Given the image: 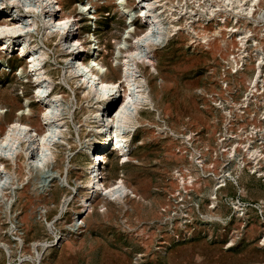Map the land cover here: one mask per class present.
Segmentation results:
<instances>
[{"label": "rangeland", "instance_id": "rangeland-1", "mask_svg": "<svg viewBox=\"0 0 264 264\" xmlns=\"http://www.w3.org/2000/svg\"><path fill=\"white\" fill-rule=\"evenodd\" d=\"M80 1L66 0V9L67 11L73 9L75 13L82 14V34L92 42L95 52L100 53L97 60L100 61V58L104 57L103 61H100L106 64L103 67V74L109 75L110 67H118L115 59L116 43L124 38L130 24L134 25L135 21L130 22V18L127 19L122 12L114 11L113 7H106L104 5L106 0H101L103 5L97 19L93 14L96 11L93 5H90L88 10L75 7ZM83 1V3L88 2ZM24 2L34 3L35 0H24ZM196 3L198 2L196 1L195 5ZM237 3V0H226L225 8L228 13L234 9L240 22L244 17L240 18L239 13L243 10ZM22 8L26 9L24 5L19 6V9ZM13 10L16 14H20L16 8ZM38 19L41 21L42 17L38 16ZM95 21H98L97 27ZM229 24V27H232L236 23L231 18ZM240 31L243 30L240 28ZM41 35L38 39L40 45H43L44 37ZM114 36L119 38L115 39ZM190 37L187 32L175 35L164 48L159 50L160 74L152 80L156 85L155 88L161 80L163 84L161 89H157L156 94L158 111L146 109L141 111L143 124L131 136L130 146L127 147L133 154V160L124 164L116 151L109 154L106 170L108 182L124 175L127 184L134 187L143 198H128L123 201L97 196L92 211L84 219V223L79 225L80 227L77 226L76 230H70L71 224L73 225L77 219L75 212L80 208L81 196L87 191L86 187H82L86 185L87 180L85 169L87 161L83 153L95 131L94 123L83 121L86 117H94L91 111L92 103L84 101L80 107H77L75 91L64 83L63 89L68 90L71 97L73 96V106L75 105L66 119L71 126V134L61 126L66 135L58 134L61 141L56 143L59 144L58 149L53 151L55 156L50 154L48 161L43 160L41 152L33 150L29 174L26 176L23 174L24 180L22 179L21 184L16 188H10L13 180L12 172L0 173V264H34L31 260L35 255L32 248L34 242L49 245L38 249L42 257L41 264H256L264 259V251L258 247L261 225L257 220L251 222L243 239L229 249L225 247L229 238V228L223 229L221 225L200 227L194 237L172 243L165 250L158 249L157 239L152 233L154 229L143 228L142 223L158 217L159 207L165 201V192L172 186L166 179L167 174L179 160L174 152L177 145L174 140L179 135L172 136L171 131L161 127L164 128L166 124L178 132L185 126L192 127L200 131L204 142L212 143L218 126L214 121L215 113L201 107L195 94L197 87L211 89L217 85L218 67L214 59L218 54L214 56L208 50L201 51L199 47L194 46ZM48 46L51 48L45 60L47 66L52 65L53 69L66 67L63 55L54 54L56 40L48 43ZM5 54L7 58H12L15 53ZM211 65L216 67V72L213 74L208 72ZM21 67L19 61L11 67L6 59L0 61V71H6V74L0 76L2 115L16 116L20 111L18 108L25 102L26 97L30 102L34 101L31 97L34 84L28 76L23 77L24 70L22 71ZM54 77L60 82L58 74ZM83 95L84 93H80L81 97H84ZM113 125V123L109 124L107 132L113 129ZM127 131L126 127L120 128V134H125ZM7 149L9 148L4 147L0 151L3 160H6ZM62 156L65 157V160L61 161L65 176L69 175V183L65 181V186L59 180L61 185L55 182L56 172L53 169L56 159L59 160ZM12 168L7 165L10 171ZM72 169L73 174H71ZM78 176L81 178L77 179ZM242 182L248 188L249 197H264V183L260 180L253 176L250 178L245 176ZM25 184L29 186L26 191L23 188ZM5 191L10 192L7 193L8 198L4 196ZM47 194L51 200L48 207H45ZM17 233L25 236L20 239ZM66 233L69 234L65 240L58 243L56 237ZM146 235L151 238H147ZM137 254L142 255L139 260L135 259Z\"/></svg>", "mask_w": 264, "mask_h": 264}, {"label": "bare ground", "instance_id": "bare-ground-1", "mask_svg": "<svg viewBox=\"0 0 264 264\" xmlns=\"http://www.w3.org/2000/svg\"><path fill=\"white\" fill-rule=\"evenodd\" d=\"M87 1L83 3L84 1L81 0L75 4V7L88 10L89 6L93 5L96 8L93 14L98 19L103 5L101 0ZM196 1L199 3H196L197 6ZM23 2L24 0H0V43L3 44L0 45V61L6 59L10 67L19 61V66H22V71L24 70L23 77L28 76L34 84L33 96L31 95L34 101L30 102L26 97L25 102L18 108L20 111L16 116L0 113V151L4 147L9 148L5 155L6 160L0 157V173L12 172L13 180L9 187L16 188L21 184L24 175L29 174L33 150L41 152L43 160L48 161L50 154L55 156L53 151L58 149L59 144L56 143L61 141L58 134L66 135L61 126L71 134V126L66 119L75 105L73 106V96L71 97L68 90L63 89L64 83L75 91L77 107H80L84 101L92 103L91 111L94 117H86L83 120L85 123H94L95 131L83 153L87 161L85 167L87 180L86 185L82 187H86L87 191L81 196L80 208L75 212L78 220L76 219L70 226V230L73 231L84 223V219L92 211L97 196L123 201L128 198H143L142 194L127 184L124 175L109 183L106 170L109 154L112 151L118 153L124 164L133 160V154L127 147L130 146L131 136L143 124L141 111L144 109L158 111L156 94L157 89H161L163 84L161 80L155 88L156 85L152 80L160 74L159 50L164 48L175 35L187 32L195 47H199L201 51L208 50L215 56L224 49L226 42L233 45L243 42L246 39V31L243 29L240 31L239 17L234 9L230 13L227 12L226 0H203V2L202 0H106L104 2L106 7H113L114 11L122 12L127 19L130 18V22L135 21V23L130 24L124 38L116 43L115 59L118 67H110L109 75H104L103 67L106 64L100 62L104 57H101L100 61L97 60L100 53L95 52L92 42L82 34V14L75 13L73 9L67 11L66 0H35L34 3L28 4ZM237 2L243 10L239 13L240 18L243 12L254 15L255 10L261 9L264 5V0L242 2L237 0ZM22 5L26 7V9L22 8L24 11L19 9ZM14 8L20 14L12 11ZM38 16L42 17L41 21ZM231 18L236 24L229 27ZM97 23L98 21H95V27ZM40 34L44 37L43 45H40L38 39ZM114 38L119 37L114 36ZM54 40H56L54 54L63 55L66 67L53 69L52 65L46 64L45 60L52 46H48V43H53ZM7 52L17 55L7 58L5 54ZM257 59V57L254 59L252 66L255 72ZM255 72L245 78L246 85L248 80L250 85ZM2 74H6V71H0V76ZM55 74L59 75L60 82L56 81ZM80 93H84V97H81ZM111 123L114 127L107 132ZM122 126L128 130L125 134H120ZM161 128L171 131L172 136L179 135L181 138V134L168 125L164 124V128ZM65 139L68 141L67 137ZM69 141L68 143L71 144ZM63 156L59 160L56 159L53 169L56 172L55 182L60 184L59 180L65 186V181L69 183V175L65 176L61 164V161L65 160ZM7 165L13 167L12 171L7 169ZM80 178L81 176L77 177ZM23 188L26 191L29 188L28 184ZM3 193L8 198L7 193L10 192ZM45 200L47 204L42 199L45 207H48L51 200L49 194L45 196ZM25 220L27 223V219ZM68 234L57 236L58 243L63 242ZM16 235L20 239L25 236L22 233ZM47 246L49 245L41 242L32 243L35 255L31 260L34 264H41L39 247Z\"/></svg>", "mask_w": 264, "mask_h": 264}, {"label": "built area", "instance_id": "built-area-1", "mask_svg": "<svg viewBox=\"0 0 264 264\" xmlns=\"http://www.w3.org/2000/svg\"><path fill=\"white\" fill-rule=\"evenodd\" d=\"M241 15L239 26L246 31V39L227 43L214 59L218 67L215 87L195 89L201 107L215 113L214 141L204 142L200 131L192 127L179 130L181 138L174 140L179 160L166 178L174 186L166 190L158 217L142 223L143 228L154 229L158 249L165 250L194 237L200 227L214 225L229 228L225 244L229 249L257 220L261 225L258 247L264 251V197H249L242 182L245 176H253L264 183V5L254 15ZM208 72H216L215 65ZM254 72L246 85L244 79ZM256 264H264V259Z\"/></svg>", "mask_w": 264, "mask_h": 264}]
</instances>
